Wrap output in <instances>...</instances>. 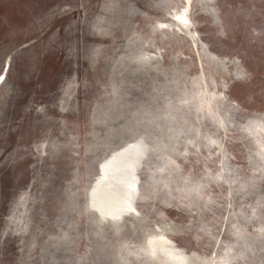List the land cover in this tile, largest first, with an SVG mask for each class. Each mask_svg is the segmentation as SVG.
Here are the masks:
<instances>
[{
  "label": "rangeland",
  "instance_id": "374dc122",
  "mask_svg": "<svg viewBox=\"0 0 264 264\" xmlns=\"http://www.w3.org/2000/svg\"><path fill=\"white\" fill-rule=\"evenodd\" d=\"M163 7L0 0V264H143L158 228L188 264H264V0H193L197 49L179 36L141 68ZM134 140L136 212L114 231L89 191Z\"/></svg>",
  "mask_w": 264,
  "mask_h": 264
},
{
  "label": "bare ground",
  "instance_id": "6f19581e",
  "mask_svg": "<svg viewBox=\"0 0 264 264\" xmlns=\"http://www.w3.org/2000/svg\"><path fill=\"white\" fill-rule=\"evenodd\" d=\"M192 5L193 0H164L163 9L165 14L171 18L157 20L156 24H152L146 36H142L138 40V53L135 56V62L139 67L146 68L151 63L160 65L161 61L164 60L163 52L166 50V44L177 42L179 36L181 39H185L194 50L197 49L198 37L193 25ZM157 40H161V45L157 43ZM153 45H156L157 52L150 50ZM173 57L178 60L175 53ZM198 60V66H200L201 72L205 74L203 61L206 63V67H208V62L203 58H198ZM207 95V86L198 84L187 96V99L189 101L198 100L206 105L209 102L206 98ZM143 116L151 126L154 125V115L148 116L147 113H144ZM160 116L167 121L171 117L176 118L175 114H170L167 110L162 112ZM144 147L140 140H134L128 142L118 154L111 153L102 163L103 174L98 183L94 184L89 191L90 200L93 204L96 203L93 209L98 213L100 222L108 223L114 231H117V217L125 213L136 212L131 205L130 189L137 180L136 171L141 163L140 158L145 153ZM143 244L138 249L142 255H138L131 248V253L137 259H143V264H188L189 256L180 251L171 241V238L167 236L166 231L161 228H158L157 233H152L145 238Z\"/></svg>",
  "mask_w": 264,
  "mask_h": 264
},
{
  "label": "snow or ice",
  "instance_id": "6c2138e0",
  "mask_svg": "<svg viewBox=\"0 0 264 264\" xmlns=\"http://www.w3.org/2000/svg\"><path fill=\"white\" fill-rule=\"evenodd\" d=\"M3 80V77L2 76H0V81H2Z\"/></svg>",
  "mask_w": 264,
  "mask_h": 264
}]
</instances>
